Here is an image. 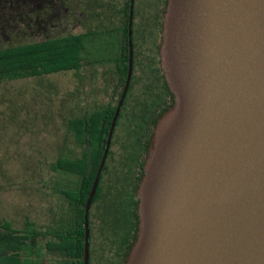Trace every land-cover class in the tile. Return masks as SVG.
Returning <instances> with one entry per match:
<instances>
[{
    "label": "water",
    "instance_id": "water-1",
    "mask_svg": "<svg viewBox=\"0 0 264 264\" xmlns=\"http://www.w3.org/2000/svg\"><path fill=\"white\" fill-rule=\"evenodd\" d=\"M85 204L88 212L132 73ZM161 68L174 105L158 119L125 264H264V0H167Z\"/></svg>",
    "mask_w": 264,
    "mask_h": 264
},
{
    "label": "trees",
    "instance_id": "trees-1",
    "mask_svg": "<svg viewBox=\"0 0 264 264\" xmlns=\"http://www.w3.org/2000/svg\"><path fill=\"white\" fill-rule=\"evenodd\" d=\"M136 2L134 0L132 13ZM110 3L118 10L113 19L111 10L105 7L103 25L106 36L111 33V27L117 33L114 45L110 46V49L115 47L113 59L117 69L111 93L107 94L100 87L99 63L112 58L107 47L104 55L97 56V34H94V42L90 41L85 96L82 98L77 91L81 83L76 84L71 105L65 31L39 43L0 47V144L3 137H15L13 135L22 131L25 151H29L33 135L44 145L41 154L36 155V151L32 159L26 154L25 160L10 163L9 171L13 170L18 176L7 173L0 177V181L11 183L5 185L8 188L5 198L12 209L7 217L0 219V264H84L85 204L128 72L130 0H104L105 6ZM158 4L163 6L164 14L167 0H160ZM94 21L96 23L97 19ZM133 26L135 64L142 62L143 55L134 43ZM92 27L96 31L97 24ZM91 49H95L94 55ZM79 63L76 62L74 68H80ZM137 103L143 117L147 99L140 98ZM129 106L127 95L118 118ZM70 114H73L72 121ZM133 127L138 129L130 131L132 138L146 131L142 124ZM7 129L12 133L5 134ZM132 138L128 137L127 144L120 148V160L113 157L116 151L113 142L110 144L88 212L89 264H125L136 239L138 186L132 187L133 169L128 163L134 151ZM101 230L102 240L98 233ZM99 246L102 247L98 253Z\"/></svg>",
    "mask_w": 264,
    "mask_h": 264
},
{
    "label": "flooded vegetation",
    "instance_id": "flooded-vegetation-1",
    "mask_svg": "<svg viewBox=\"0 0 264 264\" xmlns=\"http://www.w3.org/2000/svg\"><path fill=\"white\" fill-rule=\"evenodd\" d=\"M139 3L142 4L141 14L137 17L134 9V12L132 13V25H134L133 27L135 31L133 35L134 38H136V45L139 49L138 51H140L141 55H143L142 62H135V64L132 62V73L126 94L124 96L125 98L128 95L130 106L125 108V114L123 112L121 118H118L117 116L118 119L116 118L117 122H115L110 140V144L113 142V148L116 151L113 157L115 160H120V148L127 144L126 141H128V137L132 138L130 131H136L138 129H135L133 125L142 124L146 126V131L139 134V136L132 138L133 144L131 145H133L134 151L133 154H131L132 157L128 161L133 169L132 187L135 184L138 186L143 176V166L160 113L163 114V109L168 107L170 104L174 105V94L168 87L160 62V49L162 44V41L160 43V38L163 37V25L161 26V21L164 18V14H162L163 6L158 4L160 3V0H139ZM105 7L111 10L110 13H112L114 19L118 12V10L114 8L115 4L110 3V5L105 6L104 0H0V47H6L14 44L9 43V41L6 40L7 38L4 39L5 37L3 32L5 30V26H7V21L14 17L17 18L22 15L26 17V19H33L36 21L38 26L43 29L49 28L52 22L64 19L70 62L68 80L71 105L73 104L72 98L74 97V92L77 90L76 84L81 83V87L77 91L80 92L82 98L85 96V86L87 84L89 74V65H87L88 54L90 53V41L93 43L95 40L94 34H97V56L100 55L101 57L106 51L110 54L112 48L115 50L114 46L111 47V49L110 46L115 43L117 36L116 29L111 27L109 29V32L111 33L108 34V36L104 34L105 29L103 25L105 21ZM95 18L97 19L96 23L94 21ZM94 24H97L96 31L92 27ZM53 26L54 25H52L51 28ZM150 27H152L151 36L155 35V39L153 41L149 40ZM23 43L39 42H22L18 44ZM105 47L109 49L105 51ZM94 53L95 49L92 50L93 55ZM100 61H102V59H100ZM107 61L108 62H100L99 69L102 70L100 73V78L102 79L100 87L108 94L111 93V89L113 88L117 69L116 64L114 63L116 62L115 59H109ZM76 62H80V68H74V64ZM79 72H81L80 76ZM140 98L147 99L148 105L143 117L140 116L141 113H139L137 103L138 101L140 102ZM83 113L84 107L82 108L81 117ZM72 119L73 114H70V120L72 121ZM119 125L124 127V134H120L119 128L116 130ZM39 221H41L40 211ZM98 233L100 234L102 240L103 230L98 231ZM101 247L102 246L98 247V253Z\"/></svg>",
    "mask_w": 264,
    "mask_h": 264
},
{
    "label": "rangeland",
    "instance_id": "rangeland-1",
    "mask_svg": "<svg viewBox=\"0 0 264 264\" xmlns=\"http://www.w3.org/2000/svg\"><path fill=\"white\" fill-rule=\"evenodd\" d=\"M141 3H139V0H137L135 5V14L138 17V15L141 14ZM22 18V19H19ZM24 18V19H23ZM56 23V24H55ZM54 25L52 28L51 26ZM51 26L49 28L43 29L38 26L35 20L33 19H26V17L20 15L17 18L14 17L11 20L7 21V26H5L4 32V39L8 40L9 43H22V42H41L46 40L47 38L55 35L56 33H60L65 31V21L64 19L58 20L57 22H52ZM150 31V41H153L155 39V35L151 36L152 27L149 28ZM134 43L136 45V38H134ZM115 55L114 48L111 49L110 56L113 59ZM100 75V74H99ZM99 82L102 83V79L99 77ZM13 104L9 105L10 111L13 109ZM7 107V106H5ZM9 107L6 108L8 113ZM119 128L120 134H124V127L117 126L116 130ZM12 133L10 129L6 130L5 134ZM23 132L20 131L18 134H15L12 136H8V138H11V140L8 142L7 137H3L1 140V146H0V177H3L4 174L10 173L13 175L18 176L17 173H15L13 170L9 171V168L11 167L10 163L15 161H20L22 158L24 159V156L27 154L29 155V158H33L35 156V152L37 151L36 155L41 152V148L44 145H40L39 139L36 138V136H32L30 139V149L29 151L26 150V146H24L25 141L23 138ZM8 142V143H5ZM28 152V153H27ZM41 154V153H40ZM18 155V157H16ZM25 160V159H24ZM25 176V175H24ZM23 176V177H24ZM18 180V178H15ZM23 179L27 178H21ZM21 181V183H22ZM29 180H25V183H28ZM0 219H4L8 216L9 210H12L11 207H9L6 198L8 196V189L6 186H10L11 183H6L5 180L0 181ZM6 185V186H5ZM5 190V191H4ZM12 193V192H11Z\"/></svg>",
    "mask_w": 264,
    "mask_h": 264
}]
</instances>
